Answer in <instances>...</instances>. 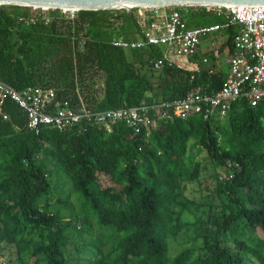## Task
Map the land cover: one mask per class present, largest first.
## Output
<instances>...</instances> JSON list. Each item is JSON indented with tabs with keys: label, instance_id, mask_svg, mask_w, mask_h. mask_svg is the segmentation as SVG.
Returning <instances> with one entry per match:
<instances>
[{
	"label": "trees",
	"instance_id": "1",
	"mask_svg": "<svg viewBox=\"0 0 264 264\" xmlns=\"http://www.w3.org/2000/svg\"><path fill=\"white\" fill-rule=\"evenodd\" d=\"M0 8V80L16 90L39 86L52 104L82 100L101 111L169 101L196 85L211 92L224 82L227 68L213 59L200 58L198 70L168 62L156 69L162 46L113 45L142 37L135 9H79L70 20L59 8L45 16L28 6ZM185 20L223 21L200 6ZM235 31L225 29L224 45L232 48ZM3 113L0 264H264V102L241 97L209 118L153 109V124L138 132L123 121L85 120L36 132L15 102L6 100ZM201 153L224 169L211 175L207 201L185 193L189 182L208 186Z\"/></svg>",
	"mask_w": 264,
	"mask_h": 264
},
{
	"label": "built area",
	"instance_id": "2",
	"mask_svg": "<svg viewBox=\"0 0 264 264\" xmlns=\"http://www.w3.org/2000/svg\"><path fill=\"white\" fill-rule=\"evenodd\" d=\"M139 9L138 24L142 37L133 40L117 39L112 44L126 49H138L149 45L163 47V55L154 62V68L160 69L166 62L178 67L199 68V61H191L198 53L202 38L212 32L225 30L230 25L236 26L232 39V48L211 44L206 55L201 57L203 63L210 59L218 63L222 53L225 54L227 71L224 82L218 89L208 92L202 85L190 87L181 97L154 104H140L131 107L111 108L93 111L85 107L80 100L79 105L69 100L50 103L44 89L39 86H28L16 90L8 83L0 80V115L3 113L6 100L15 102L26 114L27 126L38 132L40 126L49 125L62 130L79 123L81 120L104 123L123 121L138 132L141 128L153 124L150 113L153 109H172L181 118L199 113L209 118L212 115L224 116L232 102L241 97L251 103L264 102V4H224L205 5L207 12L221 16L220 23L201 26H188L186 15L197 5H165L134 6ZM29 16L27 22H32ZM21 19V18H20ZM182 56L193 64L194 68L184 67L172 61L167 53Z\"/></svg>",
	"mask_w": 264,
	"mask_h": 264
},
{
	"label": "rangeland",
	"instance_id": "3",
	"mask_svg": "<svg viewBox=\"0 0 264 264\" xmlns=\"http://www.w3.org/2000/svg\"><path fill=\"white\" fill-rule=\"evenodd\" d=\"M6 8L9 9V7H7V6H6ZM28 9H29V13H32V14H34L37 10H39L41 16H45L47 11H48V8H39V7H29ZM131 9H135V11L138 13L139 9H141V8L132 7ZM60 10L63 14H65L67 17H69L70 20L74 18L76 10H73V9H69V10L60 9ZM208 19L212 20L213 18L208 17ZM124 26H125V28H129L130 30H132V32H135V26L133 24L125 23ZM134 34H136V33H134ZM132 38H136V35L132 36ZM225 39H226L225 30H220V31L212 32V33L204 36L202 38L201 45L213 44V45L218 46ZM167 55L169 56V58L172 61H174L177 64L182 65L184 67H190L192 65V63H190L188 60H186V58H184L182 56H175L173 54V52H169V53H167ZM137 58H139V57H137ZM224 59H225V54L222 53V55L220 56V59L217 61L220 65L226 67ZM148 72H149V70H148ZM152 73L158 74L159 71L158 70H154V71L152 70ZM149 95H151V93H148V96ZM190 142H193V139L190 140ZM199 159H200L202 165L204 166V168H202L200 180H206V182L208 183L207 187H209V189H207V187H201L197 181H194V182H189L187 184V186H186L187 188H186L185 193L188 197H190L193 200H197V201H199V200L205 201L206 200L207 201V200L211 199V197H212L211 188L213 187V178L211 177V175L215 174L217 171H222V170L224 171V169H221V168L218 169V167L215 168L214 165L211 162H209V160L206 158L205 153H201L199 155ZM52 180L57 181L54 176L52 177ZM99 180L103 186H106L109 184V180L105 175H100ZM75 195H77V193ZM184 217L186 219L192 218V216L187 215V214H185ZM183 238H184V236L177 238L176 241L171 242L170 252L172 254L177 252L183 246V243H184ZM1 261H2V259L0 260V262Z\"/></svg>",
	"mask_w": 264,
	"mask_h": 264
},
{
	"label": "water",
	"instance_id": "4",
	"mask_svg": "<svg viewBox=\"0 0 264 264\" xmlns=\"http://www.w3.org/2000/svg\"><path fill=\"white\" fill-rule=\"evenodd\" d=\"M224 5V4H264V0H0L1 5H19L28 7L72 8V9H119L128 13L134 6L165 5ZM2 9L0 8V13Z\"/></svg>",
	"mask_w": 264,
	"mask_h": 264
},
{
	"label": "crops",
	"instance_id": "5",
	"mask_svg": "<svg viewBox=\"0 0 264 264\" xmlns=\"http://www.w3.org/2000/svg\"><path fill=\"white\" fill-rule=\"evenodd\" d=\"M210 45H200L199 50H198V59L196 60H191V61H198L202 56L206 55L207 53H210L209 51L206 52L209 49ZM226 68H227V64L225 63ZM190 68H194L193 64L190 66Z\"/></svg>",
	"mask_w": 264,
	"mask_h": 264
},
{
	"label": "bare ground",
	"instance_id": "6",
	"mask_svg": "<svg viewBox=\"0 0 264 264\" xmlns=\"http://www.w3.org/2000/svg\"><path fill=\"white\" fill-rule=\"evenodd\" d=\"M41 8H46V7H41ZM61 9H67V10H69V9H72V8H61ZM73 10H76V9H73Z\"/></svg>",
	"mask_w": 264,
	"mask_h": 264
}]
</instances>
